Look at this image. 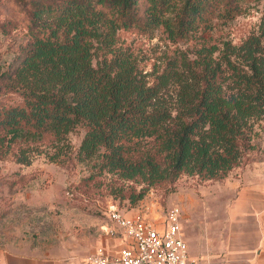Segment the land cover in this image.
Returning a JSON list of instances; mask_svg holds the SVG:
<instances>
[{
    "label": "trees",
    "instance_id": "16d2710c",
    "mask_svg": "<svg viewBox=\"0 0 264 264\" xmlns=\"http://www.w3.org/2000/svg\"><path fill=\"white\" fill-rule=\"evenodd\" d=\"M252 1L19 0L27 40L0 69V160L60 161L71 154L69 134L83 126L76 157L116 176L128 209L183 174L222 180L256 161L264 14L240 43L214 36ZM122 30L161 31L195 48L177 50L150 80L120 45Z\"/></svg>",
    "mask_w": 264,
    "mask_h": 264
},
{
    "label": "rangeland",
    "instance_id": "374dc122",
    "mask_svg": "<svg viewBox=\"0 0 264 264\" xmlns=\"http://www.w3.org/2000/svg\"><path fill=\"white\" fill-rule=\"evenodd\" d=\"M263 14L264 0H254L241 15L219 25L214 36L218 42L240 43L258 30ZM27 24L19 0H0V69L27 40ZM120 45L150 80L177 50L191 53L195 48L193 42L173 44L161 31L149 37L122 30ZM84 135L83 126L71 132V154L57 162L45 154L35 156L31 165L0 160V264H15L13 256L33 257L42 264H88L90 252L106 239V208L110 200L118 201L121 181L100 173L93 160H78ZM253 142L251 156L257 160L236 167L226 178L202 181L183 174L173 185L152 188L137 207L166 213L180 205L183 233L194 257L199 241L216 247L229 242L235 224L264 229V121L258 123ZM127 205L122 200L124 209Z\"/></svg>",
    "mask_w": 264,
    "mask_h": 264
},
{
    "label": "built area",
    "instance_id": "2783aa9c",
    "mask_svg": "<svg viewBox=\"0 0 264 264\" xmlns=\"http://www.w3.org/2000/svg\"><path fill=\"white\" fill-rule=\"evenodd\" d=\"M146 209H124L110 200L106 239L90 252L88 264H198L183 233L182 207L166 213Z\"/></svg>",
    "mask_w": 264,
    "mask_h": 264
},
{
    "label": "crops",
    "instance_id": "0c3cea01",
    "mask_svg": "<svg viewBox=\"0 0 264 264\" xmlns=\"http://www.w3.org/2000/svg\"><path fill=\"white\" fill-rule=\"evenodd\" d=\"M231 232L232 234L228 237L229 242L219 247L206 241L202 243L204 240L199 241L194 250L195 257L192 253L191 255L198 264H264L263 228L256 230L244 225L243 229H239L235 224ZM20 261L23 264H42L33 257L13 256L12 262L20 264Z\"/></svg>",
    "mask_w": 264,
    "mask_h": 264
}]
</instances>
